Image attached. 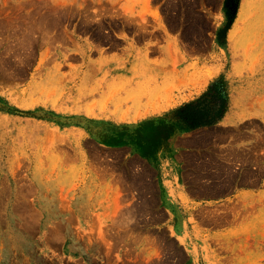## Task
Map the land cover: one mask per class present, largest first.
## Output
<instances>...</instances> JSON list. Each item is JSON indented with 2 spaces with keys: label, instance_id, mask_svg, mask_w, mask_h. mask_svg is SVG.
Segmentation results:
<instances>
[{
  "label": "rangeland",
  "instance_id": "374dc122",
  "mask_svg": "<svg viewBox=\"0 0 264 264\" xmlns=\"http://www.w3.org/2000/svg\"><path fill=\"white\" fill-rule=\"evenodd\" d=\"M224 5L0 0V264L225 258V244L196 235L200 248L189 247L192 234L151 226L153 198L139 201L138 190L153 187L155 169L132 152L149 157L179 125L176 107L164 106L197 99L218 78L225 119L233 112L237 123L202 128L212 141L185 154L186 173L205 192L217 189L198 182L208 167L237 170L246 188L237 193V258L264 264V189L255 191L264 181V0H236L228 27ZM234 131L249 145L219 149ZM212 215L203 208L189 221Z\"/></svg>",
  "mask_w": 264,
  "mask_h": 264
},
{
  "label": "crops",
  "instance_id": "0c3cea01",
  "mask_svg": "<svg viewBox=\"0 0 264 264\" xmlns=\"http://www.w3.org/2000/svg\"><path fill=\"white\" fill-rule=\"evenodd\" d=\"M189 101H193L190 96L184 99L171 100L170 104L164 106L163 109L177 108ZM161 111L153 110L151 114ZM228 111L230 110L226 109L224 114L211 124L183 130L175 124L170 125L169 133L162 140L159 138L160 145L151 148L149 157L142 155L143 150L141 148L133 149L132 152L141 156L148 165L155 169L153 187L147 190L144 185L143 190L140 188L138 190L139 201L146 202L147 198H153L150 200L153 202L150 217L157 219L151 226L154 228L171 226L172 231L176 234H192L186 240L189 247L200 248L202 240L196 238V235H202L201 237L211 246H218V244H225V247L229 246V250L224 253L225 258H221L219 261L211 259L217 262L216 264H247L237 258V193L246 190L242 186L237 188V170L230 166L224 169L219 166L208 167L207 170L210 173L199 175L198 182L201 185L215 186L214 188L217 189L205 192L196 189L195 184L188 179L186 173L189 166L185 162V154L202 152L203 145H205L202 140L205 138L212 141V137H207V133L202 128L211 126L230 127L237 123V121H232L233 112L228 113L230 121L225 119ZM218 145L220 146H218L219 149L223 151H237V147H247L249 143L245 140L237 141V131H234L233 137H227ZM212 171L219 172L213 173ZM145 181L144 176L143 182L145 183ZM263 182V180H258L255 191L264 189ZM258 206L261 207V205ZM203 208L208 209L213 215L209 219L198 217L196 227L193 222L189 221L190 214L195 215ZM198 227L200 228L199 231H197ZM189 262L194 263L192 259Z\"/></svg>",
  "mask_w": 264,
  "mask_h": 264
},
{
  "label": "trees",
  "instance_id": "16d2710c",
  "mask_svg": "<svg viewBox=\"0 0 264 264\" xmlns=\"http://www.w3.org/2000/svg\"><path fill=\"white\" fill-rule=\"evenodd\" d=\"M236 0H225L224 12L225 27H228L234 18L231 12ZM232 4V5H231ZM227 91L221 78L213 80L201 93L200 97L176 108L175 116L180 129H189L217 121L227 109Z\"/></svg>",
  "mask_w": 264,
  "mask_h": 264
}]
</instances>
